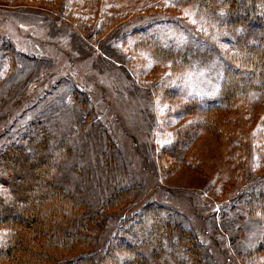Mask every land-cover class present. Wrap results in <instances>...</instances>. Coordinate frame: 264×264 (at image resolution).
Listing matches in <instances>:
<instances>
[{"label":"rangeland","instance_id":"374dc122","mask_svg":"<svg viewBox=\"0 0 264 264\" xmlns=\"http://www.w3.org/2000/svg\"><path fill=\"white\" fill-rule=\"evenodd\" d=\"M230 43L176 0H0V146L32 124L66 144L59 180L95 216L98 260L109 248L132 258L129 246L149 256V208L193 232L207 258L197 264H264L254 250L264 209L250 205L264 193V95L239 98L213 121L191 103L216 96ZM156 45L197 57L174 66ZM116 188L132 191L120 206L109 202ZM163 241L155 264L169 255Z\"/></svg>","mask_w":264,"mask_h":264},{"label":"trees","instance_id":"16d2710c","mask_svg":"<svg viewBox=\"0 0 264 264\" xmlns=\"http://www.w3.org/2000/svg\"><path fill=\"white\" fill-rule=\"evenodd\" d=\"M176 1L198 7L231 40V53L225 56V72L216 96L202 100L205 103L199 108L198 101L191 102L195 111L211 120L220 111L232 108L241 97L264 95V0ZM152 51L162 61L181 67L193 66L197 57L193 51L184 57L183 51L169 46L156 45ZM206 54L202 52L199 57L202 66L209 60ZM55 139L43 124H32L14 142L0 146V228L6 231L0 242V264H155L164 256V252L157 251L164 246V239L171 244L162 264H172L173 260L207 262L201 256L203 244L192 231L149 208L143 210L148 224L151 220L147 232L150 242L146 244L151 247L149 256L129 246L134 250L132 258L122 261L115 257L117 248H109L98 260L93 249L97 238L92 235L95 216L89 213L88 202L79 192L61 185L56 155L66 144H56ZM113 147L112 143L109 149ZM131 192L116 188L109 202L120 206ZM251 201L250 205L264 209L262 191L252 193ZM145 225L142 218L135 226ZM254 250L264 251V237Z\"/></svg>","mask_w":264,"mask_h":264}]
</instances>
